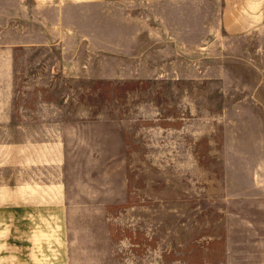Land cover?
Segmentation results:
<instances>
[{
  "label": "rangeland",
  "instance_id": "1",
  "mask_svg": "<svg viewBox=\"0 0 264 264\" xmlns=\"http://www.w3.org/2000/svg\"><path fill=\"white\" fill-rule=\"evenodd\" d=\"M127 1L0 0V264H264V20Z\"/></svg>",
  "mask_w": 264,
  "mask_h": 264
},
{
  "label": "crops",
  "instance_id": "2",
  "mask_svg": "<svg viewBox=\"0 0 264 264\" xmlns=\"http://www.w3.org/2000/svg\"><path fill=\"white\" fill-rule=\"evenodd\" d=\"M255 1L254 4H257ZM120 2L124 3L122 7H120ZM127 2V0H31V3L40 8V10L55 9L57 23L62 28H64L66 20L72 19V17H79V19L85 18L84 20L97 21V25L100 27H113V30L115 26L121 24V20H123V25L129 23V21L136 23L133 20H128L134 19V16L127 13L125 5ZM224 2L222 12L224 25L229 28L231 33L248 31L249 24L251 26L253 22L258 24L264 20L261 9L255 8L254 14L252 9L247 10L246 0H244V4H242L243 0H240L239 9L235 12L231 10L230 0H224ZM78 14L81 16H78ZM29 216L30 214H28L27 218ZM5 233V222L0 218V258L6 257V255L1 253L3 250L7 251V235ZM19 248L22 250V245Z\"/></svg>",
  "mask_w": 264,
  "mask_h": 264
}]
</instances>
